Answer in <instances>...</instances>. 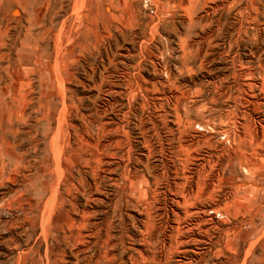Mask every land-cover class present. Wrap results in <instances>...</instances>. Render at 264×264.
I'll return each instance as SVG.
<instances>
[{
	"label": "rangeland",
	"instance_id": "obj_1",
	"mask_svg": "<svg viewBox=\"0 0 264 264\" xmlns=\"http://www.w3.org/2000/svg\"><path fill=\"white\" fill-rule=\"evenodd\" d=\"M1 52L0 264H264V0H0Z\"/></svg>",
	"mask_w": 264,
	"mask_h": 264
},
{
	"label": "bare ground",
	"instance_id": "obj_2",
	"mask_svg": "<svg viewBox=\"0 0 264 264\" xmlns=\"http://www.w3.org/2000/svg\"><path fill=\"white\" fill-rule=\"evenodd\" d=\"M20 1V0H19ZM23 3V2H22ZM44 4V3H43ZM22 6V5H21ZM21 8V7H20ZM22 12H24L26 14V20L28 22V25H31V23L37 19V17H35V15H32L31 13H27V9H25L24 7L21 8ZM18 11H14L13 12V17H17L18 18ZM16 18V19H17ZM15 19V20H16ZM36 21V20H35ZM32 27V26H31ZM30 28H27L24 34V38L21 41V54L28 57L29 55L32 56L35 55L36 56V52L40 49L39 48V44L41 43L42 40V34L41 33H37V34H30ZM27 43L29 45H31L33 47V49H30L27 45ZM6 56V54H3L2 52L0 53V60L2 57ZM34 57V56H33ZM30 58V57H28ZM23 59V60H22ZM28 62L27 58H21L19 60L18 66H17V73L13 72L12 73V81H18L17 83L19 84H23L25 83V81L27 80L26 77V70L27 68H29V66L25 64V62ZM39 61V60H38ZM20 86V85H19ZM5 88V87H4ZM7 88V87H6ZM10 88V87H8ZM17 89V88H16ZM13 91V90H12ZM43 96V95H42ZM41 97V96H40ZM41 99V98H40ZM13 101V100H12ZM5 103V102H4ZM3 103V104H4ZM20 105V106H19ZM17 104V109H15V104L13 102H10V104H5L3 106L0 105V130L1 132L3 131H9L8 126H11L13 123V120L16 118V113L19 114V120L21 122L25 121V117L23 115L24 113V108L25 106L23 104ZM16 110V111H15ZM38 112V111H37ZM19 128H17L15 131H17ZM2 138V137H1Z\"/></svg>",
	"mask_w": 264,
	"mask_h": 264
}]
</instances>
